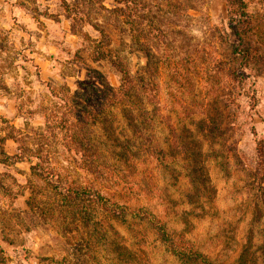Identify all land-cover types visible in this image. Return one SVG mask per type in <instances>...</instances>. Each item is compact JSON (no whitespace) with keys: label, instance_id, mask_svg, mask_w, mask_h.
Here are the masks:
<instances>
[{"label":"rangeland","instance_id":"1","mask_svg":"<svg viewBox=\"0 0 264 264\" xmlns=\"http://www.w3.org/2000/svg\"><path fill=\"white\" fill-rule=\"evenodd\" d=\"M116 7L0 0V264H264V0H133V32ZM101 51L148 81L140 95L163 162L120 161V134H133L118 112L117 142L101 125L71 129L98 153L94 173L66 138L64 99L120 85ZM209 118L218 127L200 130ZM53 175L99 189L125 220L66 200ZM184 244L194 262L172 250Z\"/></svg>","mask_w":264,"mask_h":264},{"label":"trees","instance_id":"2","mask_svg":"<svg viewBox=\"0 0 264 264\" xmlns=\"http://www.w3.org/2000/svg\"><path fill=\"white\" fill-rule=\"evenodd\" d=\"M102 1L104 2L105 0ZM111 1H113L118 6L114 12L118 17L124 19L123 24L128 26L129 32H133L132 30L134 23L131 19L133 0ZM63 2L65 5L68 4V1ZM233 2H235V4H237L241 10L238 21L242 20L243 18L247 19V13H244L245 2ZM205 3L206 1H199V6L204 5ZM73 5H75V7L76 5L78 6V1H75ZM197 8L189 7V9L192 10H196ZM152 26L153 25L151 23L150 27ZM155 31L158 33L156 39L159 41V43L161 42V45H165L167 43L168 35L165 33L162 27H156ZM219 38H221L220 40L223 42V35L219 36ZM150 41L151 39L149 36L145 34L143 51L145 52L148 60L151 57L149 47ZM239 55L244 61L249 59V52L247 50H241ZM98 57L99 61L108 60L111 62V64L120 74V85L118 88H111L104 85H101L100 87L89 85L90 87L86 88L82 94H77L79 98H82L80 103H73L71 102L70 98L63 100V104L67 107V110L64 114H62L61 118H57V120H59L60 124L66 128V138H69V140H71L73 143L80 145L79 150L76 149L75 154L80 156V159L83 163H87V171L94 173V165H92V163H95V158L98 157V153L96 150H92L87 145V142H84L87 138L80 139L81 136L79 133L73 134L71 129L73 128V131L76 133H81L86 128H93L97 125H101L108 138H113L115 139V142H117L119 141V138L116 137L117 134L114 131L112 125L113 123L110 118L112 117L115 119L116 117L114 113L118 112L126 122L128 129L133 134V137L130 138L126 135V133L121 132L120 134V138H123L121 139L123 145H121V142L120 145H118L122 150L120 152V161L124 163H137L146 157L144 161L156 158L157 161L163 162L166 160V158L163 155L164 152L161 151L162 149L159 150V152H161L160 154H162L163 157L161 159L159 157H155L157 156V150L160 148L154 132L155 124L152 115H150L151 112L148 109V102L146 103L143 98L141 99L140 95L141 93L143 95L146 94L147 89H149L148 81L145 78H139L136 80L128 68L123 65L122 60L112 56L111 52L106 53L101 51L98 54ZM222 64L223 62L218 59L215 61L213 68H219ZM149 66L150 62L148 63V67ZM215 127H218V125L214 123L212 118L200 121L198 126V128L202 131H206ZM11 158L19 162L27 160L25 156L19 154L14 155ZM189 162L197 163V158L193 155H190ZM96 173L102 174L101 171L98 170ZM55 177H58V181L54 183L55 188L61 195H63L66 200H70L74 203L87 200V202L93 206H101L105 213L113 217H120L122 220H125L118 209L123 211V208L126 206H121L116 202L111 203L110 200H107L105 196H103L99 189L63 183L59 176L53 175V178ZM94 212L95 210L92 208V213L90 212V214L93 216ZM154 222L159 226V229L161 228V231L164 229L163 227L165 224L158 221ZM172 250H175L177 254L180 253L178 254L179 256L183 255L186 257V260L189 262H194V258L200 255L196 251H193L192 247H189L187 244H184V247L180 248L179 251H177L175 247H172Z\"/></svg>","mask_w":264,"mask_h":264}]
</instances>
